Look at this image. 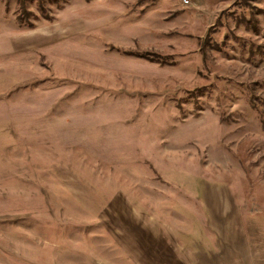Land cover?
<instances>
[{
  "label": "rangeland",
  "instance_id": "rangeland-1",
  "mask_svg": "<svg viewBox=\"0 0 264 264\" xmlns=\"http://www.w3.org/2000/svg\"><path fill=\"white\" fill-rule=\"evenodd\" d=\"M0 0V264H264V0Z\"/></svg>",
  "mask_w": 264,
  "mask_h": 264
},
{
  "label": "built area",
  "instance_id": "built-area-1",
  "mask_svg": "<svg viewBox=\"0 0 264 264\" xmlns=\"http://www.w3.org/2000/svg\"><path fill=\"white\" fill-rule=\"evenodd\" d=\"M183 2L185 3V4H189V1L188 0H183Z\"/></svg>",
  "mask_w": 264,
  "mask_h": 264
}]
</instances>
